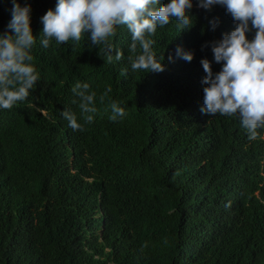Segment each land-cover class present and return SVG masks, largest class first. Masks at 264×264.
Instances as JSON below:
<instances>
[{
    "label": "trees",
    "instance_id": "16d2710c",
    "mask_svg": "<svg viewBox=\"0 0 264 264\" xmlns=\"http://www.w3.org/2000/svg\"><path fill=\"white\" fill-rule=\"evenodd\" d=\"M16 2L31 7L40 79L24 102L0 109V264H264V129L249 141L237 116L200 112V61L220 71L209 42L236 26L225 8L192 0L189 30L172 20L152 37L165 70L143 73L131 70L125 27L113 38L124 59L107 63L87 37L42 47L40 18L57 0ZM12 7L0 0V32ZM77 82L96 93L90 124ZM111 101L126 112L117 121ZM64 110L85 130L74 132Z\"/></svg>",
    "mask_w": 264,
    "mask_h": 264
},
{
    "label": "clouds",
    "instance_id": "9594fccd",
    "mask_svg": "<svg viewBox=\"0 0 264 264\" xmlns=\"http://www.w3.org/2000/svg\"><path fill=\"white\" fill-rule=\"evenodd\" d=\"M11 19L7 29L0 32V109L11 110L18 102H24L40 76L32 64L31 54L36 37L30 27L31 7H22L12 0ZM159 5V0H57L55 8L40 18L43 25L40 43L48 48L51 41L57 45L68 41L79 43L87 37L91 47H96L105 62L124 59V52L115 47L113 38L119 27L131 34L127 57L133 72L159 73L165 70L163 59L154 51L157 28L175 20L178 33L189 30L193 17L189 15L192 0H169ZM219 5L225 8L236 22L234 30L222 35V39L209 42L213 60L221 64L220 71H212L211 62L201 59L206 75L202 79V114L237 116L249 141L264 129V0H197V7L210 10ZM218 18L209 21L210 29L218 26ZM251 25V28H250ZM255 29L252 40L246 33ZM115 50V55H113ZM176 55L191 62L193 53L177 47ZM169 60L172 56L169 55ZM122 70L121 75H125ZM112 91L108 86L100 96L101 103ZM72 92L79 98L78 107L85 123H92L97 112L96 93L89 91L87 83L77 82ZM76 103V101H73ZM112 121L123 118L125 109L116 101L109 105ZM61 115L75 131H84L75 113L64 110ZM228 205H226L227 207Z\"/></svg>",
    "mask_w": 264,
    "mask_h": 264
}]
</instances>
